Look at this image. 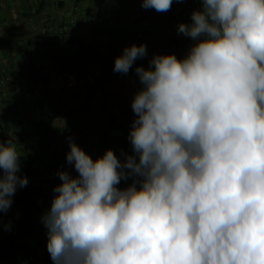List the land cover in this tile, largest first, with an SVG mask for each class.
<instances>
[{"label":"clouds","instance_id":"1","mask_svg":"<svg viewBox=\"0 0 264 264\" xmlns=\"http://www.w3.org/2000/svg\"><path fill=\"white\" fill-rule=\"evenodd\" d=\"M174 0H141L164 13ZM183 2V0H176ZM178 34L183 58L137 66L133 155L93 159L71 138L42 217L53 264H264V0H200ZM147 55L126 47L113 71ZM21 155L0 140V224L18 188ZM133 177L125 188L121 180Z\"/></svg>","mask_w":264,"mask_h":264},{"label":"crops","instance_id":"2","mask_svg":"<svg viewBox=\"0 0 264 264\" xmlns=\"http://www.w3.org/2000/svg\"><path fill=\"white\" fill-rule=\"evenodd\" d=\"M201 8L200 0H174L171 9L164 13L144 9L141 0H0V73L6 71L13 77V82L0 90V131L13 128L20 132L30 128L35 112H47L67 104L64 95L55 91L45 92L43 99L34 103L31 89L45 74L53 79L63 73L64 67H72L75 71L96 74L97 84L110 74V87L113 81H120L116 77H128L129 72L113 71L114 61L133 44L146 45L145 61L136 63L145 68L154 55L175 54L183 58L194 41L178 34V25L191 23V13ZM43 28H48V32L44 33ZM95 67L101 70L96 71ZM79 86L81 109L76 115L71 106L68 109L73 114V124L82 121L88 124V142L82 149L94 160L111 149L123 162L126 151L133 155L128 140L135 119L131 108L133 98L113 102L108 108L95 86L89 87L84 78L79 80ZM96 103L104 104L100 114L108 116V123L99 118L96 125L92 124L91 110ZM0 140L4 141L1 133ZM45 157L43 164L35 162L32 166L21 157L19 175L26 176L29 182L26 187L18 188L13 198L22 200L32 188L41 189L31 192V205L20 202L14 216L0 229L2 241L8 237L10 228L22 225L20 242L24 260L30 264H53L42 217L50 210L54 187L62 183L57 173L68 171L73 177L78 175L57 149L46 152ZM132 178L121 180L118 187H127ZM40 193L46 197L45 204L40 202ZM0 264L8 263L0 259Z\"/></svg>","mask_w":264,"mask_h":264},{"label":"trees","instance_id":"3","mask_svg":"<svg viewBox=\"0 0 264 264\" xmlns=\"http://www.w3.org/2000/svg\"><path fill=\"white\" fill-rule=\"evenodd\" d=\"M137 66L144 65L141 63L135 64L129 70V75L124 81H113L111 83L109 87V94L112 102H119L134 98V94L141 87L139 79L135 73V68ZM64 68L63 73L75 71L72 67ZM96 105L101 107L103 110L105 109L103 103H96ZM72 115V112L68 109V104H65L61 108L55 106L53 110L47 111L44 114V119L41 122L36 123L32 130L30 128H25L20 132L15 130L20 139L19 142H16L18 151L19 149H22V151L29 153L32 148L37 150V156L33 159L29 154L30 157L29 160L25 162L26 164L32 166L36 162L41 151L49 152L53 148L55 149L57 147V142L67 136L73 129L74 124L72 121ZM1 131L3 132L4 130ZM7 140L8 139H5V142H7ZM125 154L131 155L128 151H126L123 155V159H125ZM31 159L33 162L30 161ZM39 189L41 188H32L31 191V188H29V190L34 193ZM31 192L22 196V200H19V205L21 204L20 202L27 206L31 205ZM40 196L42 199L40 202L45 204L46 197L41 193ZM21 228L22 225H18L15 237H7L6 239L0 241V259L5 263H17L20 255H23V257L25 256L24 248L20 242V237L23 233V229ZM25 264L30 263L25 262Z\"/></svg>","mask_w":264,"mask_h":264},{"label":"built area","instance_id":"4","mask_svg":"<svg viewBox=\"0 0 264 264\" xmlns=\"http://www.w3.org/2000/svg\"><path fill=\"white\" fill-rule=\"evenodd\" d=\"M180 11L178 10L177 13ZM44 33L48 32V28H43ZM1 84L0 90L8 87L9 84L13 82L12 75L2 71L0 73ZM84 78L87 81L89 87L93 88L98 83V76L92 72H87L85 70H79L74 72H66L56 76L53 79H48L47 75H43L39 78L31 89V97L34 103H39L43 99V95L47 91H55L64 95L68 106H71L73 113L76 115L77 111L80 110L82 102L80 100V86L79 80ZM3 140L13 139L15 142H19V137L17 136L13 128H6L3 132H0ZM90 130L86 121H82L78 124L73 125L71 132L63 137L62 141L55 149H57L61 156H65L70 151L69 138H71L80 148L84 147L88 142ZM54 148L52 149V151ZM12 205L10 209L3 214V224H0V229L4 226V223L8 218L13 217L15 210L19 206V200L12 197ZM17 227L13 226L8 231V237H15L17 233ZM18 264H25L23 255H20L17 260Z\"/></svg>","mask_w":264,"mask_h":264},{"label":"rangeland","instance_id":"5","mask_svg":"<svg viewBox=\"0 0 264 264\" xmlns=\"http://www.w3.org/2000/svg\"><path fill=\"white\" fill-rule=\"evenodd\" d=\"M146 38H147V36H146ZM122 54H123V52H121V55ZM144 58L137 59L134 62L133 66L137 62L145 61ZM94 70L99 71L101 69L99 67H95ZM109 70H110L109 72H111V73L113 72L112 69L109 68ZM109 76H110V74H108L107 77H105V79H103V81L101 83H99L95 86L97 89V91H96L97 94L101 97V99L108 106V108L113 105L112 99H111L110 94H109V92H110L109 86H108ZM124 78L125 77H123V76L122 77H116V80L124 81L125 80ZM45 113L46 112H44V111H37L34 113V115H33L34 117L32 118V123L30 126L31 130L34 128V125L36 123L41 122L44 119L43 116ZM100 113H101V107H99V106L92 107V110H91V122H92V124L96 125V121L98 122L99 118H101L100 119L101 121L108 123V121H109L108 116L107 115L102 116ZM14 118H15L14 115H12V119H14ZM45 153H46L45 151L40 152L39 157L36 160L37 164H40V165L43 164L44 159L46 158ZM29 154L31 155L32 158H35L37 156V150L35 148H32L29 153L28 152L20 153L21 157L25 160H29V157H30Z\"/></svg>","mask_w":264,"mask_h":264}]
</instances>
